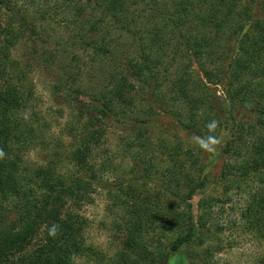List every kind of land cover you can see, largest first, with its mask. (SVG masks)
Segmentation results:
<instances>
[{"label": "trees", "instance_id": "obj_1", "mask_svg": "<svg viewBox=\"0 0 264 264\" xmlns=\"http://www.w3.org/2000/svg\"><path fill=\"white\" fill-rule=\"evenodd\" d=\"M43 20L63 28L54 37L46 34L54 41L48 49L39 45ZM31 41L29 61L16 58L17 46ZM35 63L56 71L55 91L70 85L80 108L75 127L63 132L72 144L46 164L26 158L34 147L48 145L46 120L34 107ZM87 69L106 79L82 101L79 76ZM148 85L171 89L169 103H179L171 114L185 117L180 124L201 136L205 148L220 137L219 128L233 122L234 131L237 107L251 108L255 120L248 135L221 147L229 161L220 182L238 188L245 178L253 182L238 215L245 231L264 240V0H0V264H76L93 252L81 210L99 189L124 209L122 222L115 223L120 250L100 258L107 264H170L172 253L203 242L204 235L221 239L222 198H201L195 215L193 198L212 183L196 148L179 136L152 137L150 120L129 115L133 93ZM129 118L141 125L127 147L135 149V161L148 154L160 181L134 160L113 184L99 174L105 163L98 162L95 149L108 128L123 127ZM240 129L246 128L238 124L236 133ZM157 150V158L169 156L172 163L165 170L154 160ZM170 232L175 236L167 244ZM207 251L202 264L215 254ZM256 264H264V255Z\"/></svg>", "mask_w": 264, "mask_h": 264}, {"label": "rangeland", "instance_id": "obj_2", "mask_svg": "<svg viewBox=\"0 0 264 264\" xmlns=\"http://www.w3.org/2000/svg\"><path fill=\"white\" fill-rule=\"evenodd\" d=\"M30 16H37V14L31 11ZM39 30L42 33L39 45L48 49L54 41H51L46 34L50 32L54 37L60 30L62 32L63 28L43 20ZM32 44H34L33 41L30 44H19L14 50L15 57L19 60L25 59L28 62L31 57ZM77 54L83 59L86 52L84 50H77ZM85 60L87 59L85 58ZM195 69L199 71L198 67ZM31 71L30 76L36 88L34 107L46 120L44 132L46 134L45 142H48V145L44 143L40 147H34L27 153L26 158L36 164H46L50 155L55 152H64L72 144V139L63 134V132L75 127L80 108L76 102V93L72 92L70 85H66L65 89L59 93L55 91L54 86L58 83L56 79L57 73H54L56 71L45 65L41 66L38 63L32 66ZM79 79L82 89L81 100L86 101L89 96L102 88L106 75L87 69L81 71ZM138 85L141 86V83ZM153 86L148 85L145 92H143L145 88L143 90L141 88L135 90L136 94L133 93L135 110L131 111L129 115H135L136 120H150L149 124L152 127L150 136L152 137L158 138L175 135L181 137L186 145L196 148L199 164H206L210 174L209 178L212 182L204 191L196 194L192 200L196 216L198 213V202L203 197L218 196L226 202L225 211L219 213L220 221L217 220L224 226L218 227L220 232H223L220 235L221 239L218 238L217 234L204 235L203 242L196 240L191 245L184 246L177 252L172 253L169 263L202 264L201 260L207 263V259H204V257L208 252L207 250H212L215 251V254L210 255L208 264H256L259 258L264 255V240H261L257 235L245 231L241 226L240 215H238L239 204H246L253 194L254 184L247 178H245L240 188L233 181L220 182L221 175L226 170V165L229 161L227 156L221 153V150H223L221 147L226 141L233 140L236 136L248 135L249 128L254 125L253 120H255L250 115L251 108L249 109L248 106L245 108L237 107L236 111L238 115L236 117L237 122L234 123V131L230 128L233 122L228 124L227 127L219 128V130L223 129L220 137L213 143L211 148H205L201 136L190 132L183 124H180V118L184 120L185 117L182 115L180 117H173V114H171V111L175 110L179 105L177 102L169 103L168 96L171 93V89L169 87H162L161 89L153 90ZM69 88L73 94L71 97H68L65 93V90H69ZM214 91L220 96L223 95L222 88L220 87L215 88ZM163 94H167L166 99H157L158 95L163 96ZM182 112L185 114L186 110L182 109ZM126 119L128 118L126 117ZM130 120L132 119L129 118L123 127L119 128L117 125H113L111 128H108L101 148L95 149L98 162L105 163V166H98L99 174L104 176L109 184H113L122 179V174L133 165L134 160V162H140L142 171L147 172L144 168L150 167V173L154 175L151 177V180L160 181L158 179L160 171L153 167L152 162H149L148 154L147 156L142 154L138 161H135V149L129 150L127 147L129 136L134 133L135 128L141 125L137 122L134 126L129 123ZM238 124H243L246 129L243 131L240 129V132L236 133V131L238 132L236 130ZM61 137L63 141H61ZM160 152L159 150L154 151V160L157 165H163V170H165L172 163L169 161V156L157 158L156 156ZM187 166H189V163L186 160L185 168ZM233 178L236 179L237 175ZM150 186L154 187L155 185L150 183ZM106 192L99 189L93 193V200L85 203L81 210L88 218L89 226L86 230L87 243L92 246L95 255H93V252H88L87 256L78 258L76 264H107L106 261L100 258L109 259L120 250L122 235L116 230L115 223L122 222L121 217L124 215V209L121 206L115 207ZM174 236L175 234H172V232L167 233L166 243L169 244Z\"/></svg>", "mask_w": 264, "mask_h": 264}]
</instances>
